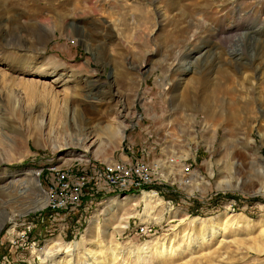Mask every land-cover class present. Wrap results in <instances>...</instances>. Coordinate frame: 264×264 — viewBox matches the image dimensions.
Returning a JSON list of instances; mask_svg holds the SVG:
<instances>
[{
    "label": "rangeland",
    "instance_id": "374dc122",
    "mask_svg": "<svg viewBox=\"0 0 264 264\" xmlns=\"http://www.w3.org/2000/svg\"><path fill=\"white\" fill-rule=\"evenodd\" d=\"M239 35L249 60L234 73L225 63ZM205 47L214 53L197 61ZM263 54L264 0H0V187L10 190L0 192V264H53L39 252L55 239L62 242L51 251L59 262L67 245L73 250L87 239L90 247L94 225L104 245L101 236L117 225L105 227L113 213L108 201L124 193H82L95 190L94 173L111 175L110 163H143L149 174L141 178L156 182L148 192L164 201L163 210L135 207L117 238L118 264H155L153 255L142 261L129 254L161 244H173L179 259L198 244L201 226L210 234L223 213L241 224L225 226L223 247L209 237L202 248L246 255L233 264H264V71L248 70ZM97 92L105 96L93 99ZM107 126L122 128L123 139L94 136ZM169 160L164 179L153 166ZM35 171L36 181L22 176ZM51 177L66 178V190L85 188L78 209L57 212L74 202L76 190L57 197ZM223 180L237 188L219 189ZM236 235L243 244L231 248Z\"/></svg>",
    "mask_w": 264,
    "mask_h": 264
},
{
    "label": "bare ground",
    "instance_id": "6f19581e",
    "mask_svg": "<svg viewBox=\"0 0 264 264\" xmlns=\"http://www.w3.org/2000/svg\"><path fill=\"white\" fill-rule=\"evenodd\" d=\"M83 30H85V29L81 28V27H75L76 35L80 36L81 38H83L84 40L87 41L88 39L84 38V37H87V36L83 35L84 34ZM23 35L24 34H21V33L18 32L16 37L18 38L19 41L23 42V41H25L24 40L25 37H23ZM243 36L244 35L236 36L238 38L237 40L235 39L236 37L235 38L232 37L233 39L236 40L234 42V44L232 45V48H237L236 50L238 51V53L236 52L235 49H231V48L227 49V55L232 60L230 59L231 61L230 62L227 61V63H225V64L229 65L230 66L229 68L232 69V71L234 73H238L239 71H241V69L244 68L243 66H244L245 63H243L241 60L245 59L246 62H247V60H249L248 56L245 55L246 52H245V50L243 48V47H245V46H243L244 45V41H243L244 37ZM249 46H250V44H249ZM29 47L21 46V48L19 50H21L23 52L24 51H32V47H31V49ZM209 50H208L207 47H205V49H202L201 51L197 52L198 54H200V53L201 54L195 59L197 61H203L204 59L211 57L214 52H211ZM189 54H190V52H189ZM263 57H260L261 59H257L256 63L253 64V66L251 64L252 69H248L247 68L255 76H257L258 74L263 73V71H264V59H262ZM179 72H180L181 75H185V74L188 73V70L186 69L185 71H179ZM233 72H231V73H233ZM233 77H234V75H233ZM98 96H100V97L98 98ZM103 96H105V95H101L100 93L97 92V93L93 94L92 98L101 100ZM92 98H90V99H92ZM98 132L106 135L107 136L106 137L107 140H111L110 144L112 143V140L117 139L116 141H118V140H122L123 137H124L123 129L120 128V127L111 128V127L107 126L106 128H102V129H99V128L96 127L94 129V136L95 137H99ZM84 139H86V138H84ZM256 154H257V156H259V161H261L262 157L258 153H256ZM71 157H74V155H71ZM80 157L83 158V156H80ZM160 162H158L156 165L153 166V167H155L154 168L155 169L154 172H156V174H157V172H158L157 169H159L160 171H162V173H161L162 178L168 179V177L170 175V172H171L170 171V167H169L170 160L167 162V164H162ZM108 165H109L110 169H111L110 165H115V171H120V179L121 180H124L125 178H132L133 177V168H129L128 167L129 168L128 169L126 167V165L120 164V163H114V164L110 163ZM123 169H124V171H122ZM144 173H145V176L148 177L149 172H148V169H147L146 166H144ZM110 174L111 175H108V179H116V177H118V172H110ZM22 176H25V177L34 176V179L36 181L37 180V176H38V172L35 171V172L25 173ZM186 181H187V178H186ZM223 181L218 184V188L219 189H232V188L234 189V188H237L238 184L232 186V184L230 183L229 180L228 181H224V182ZM33 188H34V186H33ZM81 188L82 187H78L77 186L78 190L73 192L74 200H78L79 199L78 198L79 197L78 193H79ZM146 188H149V187H143L142 189H139V192L141 193V195H138V196H125L123 198L122 197H116V198L110 199L108 201L110 203L109 207L111 208V211H113V213L111 215L107 216V219L104 222L105 223V227H107V229H109L111 227V225H113V223H117V225L114 227V230L110 234L103 233V235L101 236L102 237L101 242L104 245L100 244L98 239H97V236H95L93 234L94 231H95L94 228H96L95 225H94L93 228L91 227L90 230L87 231V235L89 237H92V235H93V241H90L91 244H89L90 247L88 249L83 246V241H85L87 239L82 240L81 242L75 243L73 245V250L70 247L71 245L70 246L67 245L66 246L67 247L66 257L67 258L66 259L63 258L62 260L57 262L56 261V256H53L54 254H52L51 251L56 246L60 247L62 245V242L59 239H57V240L56 239L55 240H48V241H46V246L43 249H41L40 252H39L40 257L42 258L41 259L42 262H45L46 260H50L53 264H118V261H119L118 258L120 257L121 253L119 252V248H118L119 245L117 244V242H118L117 238L121 235L123 230L128 228V220L130 218L134 217L135 207L138 205V203H143L145 206H149L150 209L153 208V207H157L160 210H163V208H164V201L159 196H157L156 192H144L143 189L145 190ZM82 189H85V188H82ZM4 190H6L8 192L10 191L8 188L0 187V192H3ZM37 190L39 192L41 190L39 188V185H37L36 191ZM131 192L132 191H124V192L115 193V194L117 196V195H120L122 193L125 194V193H131ZM136 192H138V191H136ZM45 201H46V199H45ZM48 202H50V201L48 200ZM62 206L63 205H61V207ZM171 214H172L171 218H175L176 217V213L174 211H172ZM162 220H163L162 215H160L156 219H154V221L157 222V223H159ZM215 220H217V221L216 222L213 221V222H215L216 224L213 223V225L215 224L214 226H209V229H210V232H211L210 234L204 233V231H206V227L202 224L203 222H200L199 225H203V226H201V229L199 230L200 237L198 239V241H199L198 244H196L194 248L193 247L192 248H186V250H184V252H187V253L180 252V254H178V255L181 256L179 259H177L176 249H173V247H174L173 244L169 248H168L167 245L161 244L160 246L155 247V249H150L149 252H145V253H143V252L135 253L134 251H131L129 255H131L132 258H138L139 257L142 261L149 260L151 258L150 255H153L156 258V263L155 264H174V262H177L179 260H181L180 264H233V262L235 263V258L238 257V256H240L238 258V260L244 259L246 255L244 256V254H242L240 252L237 253V251H232L231 250L232 245H237V243H239L240 245L243 244L242 239H239V237H238L239 235H236V238H233L232 240L230 239L229 245H231L230 246L231 247L230 248L231 251L223 250L219 246L218 247L215 246L216 248H214L211 251H210V248H206V249L202 248V246L205 243H208L210 241V239H208L209 237L216 239V244L217 245H222V243L224 242V237H225L224 236L225 226H229V227L230 226H234L235 227V226L241 224V222H240L239 218H237V216H233V215L229 216L227 213L226 214L223 213L222 216H219ZM91 230H92V234H91ZM199 232H197V233H199ZM108 239L110 240L109 242L107 241ZM104 241H106V242H104ZM187 242H189V241H187ZM213 242H215V241H213ZM209 244H211V241H210ZM108 245H110V246L108 247ZM252 245H253V243H252ZM253 246H254V251L256 252V254L257 253L261 254L263 252V250L261 249L259 244H255ZM104 247H107L106 250H104L105 249ZM222 247H223V245H222ZM76 251H78L81 254V256L80 255L78 256L75 253ZM76 259L78 260L77 262L75 261ZM84 259H87L89 262L85 263ZM125 262H124V264H125ZM151 264H152V262H151Z\"/></svg>",
    "mask_w": 264,
    "mask_h": 264
},
{
    "label": "built area",
    "instance_id": "2783aa9c",
    "mask_svg": "<svg viewBox=\"0 0 264 264\" xmlns=\"http://www.w3.org/2000/svg\"><path fill=\"white\" fill-rule=\"evenodd\" d=\"M111 169L109 168V172H118V177L120 178V171H115V165H110ZM126 167H130V165L126 164ZM135 169H133V177H144L145 173H144V165L140 164V163H136L135 164ZM53 168H50V170ZM124 171V169L122 170ZM95 174V178L97 179V185L95 187V190H88L85 189L84 191H89L88 194H83L82 193V198H84V196L89 195V197H93L94 195L98 196H103L106 197L108 195H110L111 193H120V192H124V191H132V192H136L139 191V189H142L143 187H156V182H152L150 179H142L141 178V182H135L133 183L132 181H127V180H122L121 183L122 185H124L122 188H118L117 186V179H108V175L103 178H100V176L96 173ZM135 174V175H134ZM82 177H84V174L82 175ZM146 177V176H145ZM48 183H51V189H52V193L54 192L56 194L57 197H59L58 193L61 192V194H65L66 196L71 195L72 196V191L74 190H78L77 186L74 184V189L73 190H66V178H62V181H59V179H55L53 177H51V180H46ZM59 182V184L57 185V182ZM61 187H63V189H61ZM84 192V193H85ZM83 199L81 200H74L73 203H69V207H66V209H59V211L57 212H65V213H71L72 209H78L80 207V205L82 204ZM141 232H145V230H141Z\"/></svg>",
    "mask_w": 264,
    "mask_h": 264
},
{
    "label": "trees",
    "instance_id": "16d2710c",
    "mask_svg": "<svg viewBox=\"0 0 264 264\" xmlns=\"http://www.w3.org/2000/svg\"><path fill=\"white\" fill-rule=\"evenodd\" d=\"M89 193V191H87L85 194H88Z\"/></svg>",
    "mask_w": 264,
    "mask_h": 264
},
{
    "label": "crops",
    "instance_id": "0c3cea01",
    "mask_svg": "<svg viewBox=\"0 0 264 264\" xmlns=\"http://www.w3.org/2000/svg\"><path fill=\"white\" fill-rule=\"evenodd\" d=\"M124 160V159H123Z\"/></svg>",
    "mask_w": 264,
    "mask_h": 264
}]
</instances>
